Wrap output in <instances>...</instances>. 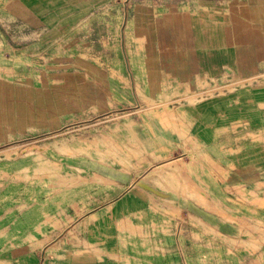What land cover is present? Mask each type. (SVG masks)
<instances>
[{
  "label": "crops",
  "instance_id": "0c3cea01",
  "mask_svg": "<svg viewBox=\"0 0 264 264\" xmlns=\"http://www.w3.org/2000/svg\"><path fill=\"white\" fill-rule=\"evenodd\" d=\"M103 2L105 9L98 11ZM107 3L110 0H0L9 21L4 30L19 41L25 39L24 48L40 44L41 50L51 49L75 33L104 36L94 40L101 60L124 62L132 83L142 84L160 103L167 102L174 115L181 108L185 135L161 125L151 109L122 111L121 119L128 114L138 121V167L125 171L107 159L104 171L98 172L94 158L83 156L87 161H77L85 170L81 177L104 199L82 213L73 208L62 231L25 238L34 245L20 252L10 249L0 264H171L176 252L165 245L167 240L176 245L177 237L166 235L162 222L167 216L175 223L177 209L189 213L193 207L190 198L164 189H173V180L154 172L153 165L171 157L181 143L193 147L188 138L222 169L232 165L230 176L240 186L264 183V0H141L132 14L121 2L118 27L110 22L92 26L97 15L113 17ZM96 82L79 75L57 81L44 75L36 81L0 74V146L34 128L48 129L49 121L61 120L71 104L97 102ZM113 88L105 97L110 100L106 113L113 110ZM137 100L140 103V97ZM154 120L158 123L151 131L147 123ZM259 133L263 138L255 137ZM98 178L103 181L99 192Z\"/></svg>",
  "mask_w": 264,
  "mask_h": 264
},
{
  "label": "rangeland",
  "instance_id": "374dc122",
  "mask_svg": "<svg viewBox=\"0 0 264 264\" xmlns=\"http://www.w3.org/2000/svg\"><path fill=\"white\" fill-rule=\"evenodd\" d=\"M138 1L141 0H110L107 4L113 7V17L103 19L97 15L90 23L101 27L110 22L109 25L118 27L122 22L121 2L132 14ZM104 7V2L98 4V11ZM8 22L5 8L0 6V74L16 78L31 76L36 81H41L44 75L49 81L79 75L88 81L97 80L98 98L97 102H86L81 107L71 104L61 120L49 121L48 129L34 128L31 133L21 134L0 146L1 262H5L10 249L20 252L34 245L26 243L25 238L62 231L67 218L72 217L73 208L82 213L104 199L93 194L92 184L81 177L85 170L77 161L81 158L87 161L83 156L94 158L96 162L92 165L98 172L104 171L107 159H112L114 166L123 167L125 171L138 167V121L128 114L121 119L122 111L151 109L158 115L157 120L161 119V125L176 129L182 136L186 132L181 108L175 109L174 115L167 102L160 103L147 95L142 84L132 83L124 62L101 60L94 40L97 38L99 42L104 36L75 33L62 37L49 47L51 49L41 50L40 44L28 49L23 47L25 39L19 41L20 37L11 30H4H8ZM134 25L141 26L137 16ZM138 36L143 38L139 32ZM12 37L18 43L12 41ZM136 40L135 44H139V39ZM80 58L85 62H79ZM151 86L154 88L155 84ZM111 87H114L113 110L106 113L109 108L106 100H110L105 97L111 96ZM88 110L101 113H86ZM155 123L158 122L147 123L151 131ZM255 137L263 138V135L259 133ZM188 142L193 147L181 143L171 157L153 165L154 172L173 180V189H164L175 190L184 199L190 198L193 207L189 213L177 209L175 223L170 224L169 218L164 217L162 231L166 235L172 232L177 237L176 245L166 241V249L176 252V256L169 259L170 263L264 264V183L255 187L240 186L230 176L232 165L222 169L210 155L197 149L191 138ZM101 182L96 179L98 192ZM10 221L15 225L9 226ZM14 238L15 242H9Z\"/></svg>",
  "mask_w": 264,
  "mask_h": 264
},
{
  "label": "built area",
  "instance_id": "2783aa9c",
  "mask_svg": "<svg viewBox=\"0 0 264 264\" xmlns=\"http://www.w3.org/2000/svg\"><path fill=\"white\" fill-rule=\"evenodd\" d=\"M186 5H188V4H186Z\"/></svg>",
  "mask_w": 264,
  "mask_h": 264
}]
</instances>
